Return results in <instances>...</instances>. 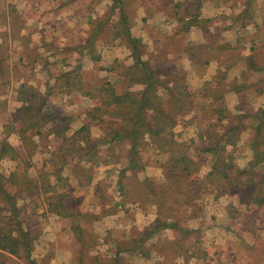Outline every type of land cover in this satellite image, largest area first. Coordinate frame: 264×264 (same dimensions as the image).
Segmentation results:
<instances>
[{"label": "trees", "instance_id": "trees-1", "mask_svg": "<svg viewBox=\"0 0 264 264\" xmlns=\"http://www.w3.org/2000/svg\"><path fill=\"white\" fill-rule=\"evenodd\" d=\"M249 1L246 2L247 5ZM109 7L112 12L117 8L121 10L118 0H113ZM104 18L95 20V34L97 37L101 35L102 28L107 23L114 26V36L122 38L130 51L133 62L126 69H132V73H125L126 77L121 80V91L107 83L106 87L100 90L105 94L98 96L100 98L94 102L91 110L98 111L101 116H118V119L105 121L100 118L106 125L104 131H108L107 136L103 138L91 135L89 123L71 130L72 116L57 110L38 90L20 84L18 99L21 104L10 114V121L3 128L5 136L0 138V162L4 158L21 159L24 166L21 172L11 171L7 175L0 173V250L17 254L22 249L30 254L38 232L36 230L35 234L31 229L22 227L23 208L19 206L18 201L31 199L35 195L43 199L46 212L68 220L74 235L82 237L85 229L80 225V220L94 222L103 218L91 213L82 202H65L66 198L73 194V189L70 187L69 176L64 175L63 170L70 169L71 175H74L80 184L89 185L93 177V165L101 159L98 147L105 145L104 150L108 149L106 157L113 158L108 163L117 162L122 156L127 159L123 171L138 173L144 168L140 151L144 145L150 144L167 156L159 163L161 180L156 181L145 176L139 180L138 190L131 192L138 195L131 200L132 203L143 201L153 205L156 211L155 219L139 230L138 238L131 242L132 247L145 245L161 230L172 229L177 234V240L172 243L167 239L168 244L165 246L175 248V252L185 261L196 257L202 259L201 264H210V260H213L214 255L218 256V252H211V246L202 247L204 227L199 229L183 226L176 215L184 206L194 210L196 201L204 193L219 198L228 192L243 188H248V192L253 190L251 203L264 212V187H260L264 184V108L241 112L246 99L240 98L237 112H230L221 98L218 100L221 103L218 106L219 113L216 112V118L214 117L204 129L200 125L203 121L192 118V93L186 85L181 68L175 69L171 64L156 65L142 59L145 46L142 45L141 38L133 36L126 27H117L115 22H110L109 16ZM236 20L240 21L238 17ZM119 23L127 24L122 13L117 24ZM59 76L56 86L61 92L79 91L80 82L76 67ZM136 84L142 87L132 90V85ZM206 85L207 88L212 87L211 83ZM184 119H187L185 127L189 123H195L196 132L190 138L178 140L173 129L184 122ZM10 132L17 133L20 146H14L8 141ZM243 133L248 134L246 139L252 155L247 163L240 167L235 161V153ZM33 136H47L52 147L47 152L46 159L51 169L40 168L35 177L27 173L30 161L25 159L36 146ZM28 144L33 147L28 149ZM116 148L119 149L118 154L115 152ZM27 149L29 153L22 159ZM209 162V170L201 177L202 167ZM258 166H261L263 172L257 179L255 174ZM79 169L82 174H78ZM95 187L93 196L101 199ZM28 216L31 218V215ZM212 253L214 255H211Z\"/></svg>", "mask_w": 264, "mask_h": 264}, {"label": "crops", "instance_id": "crops-1", "mask_svg": "<svg viewBox=\"0 0 264 264\" xmlns=\"http://www.w3.org/2000/svg\"><path fill=\"white\" fill-rule=\"evenodd\" d=\"M4 1L10 2L11 5L8 4L5 7L2 4ZM101 1L0 0V111H3L4 114L0 118V138L5 136L3 128L6 123H9L10 114L21 104L18 99L20 84L38 90L51 104L56 103L57 96L63 95L60 89L55 91L51 89L53 85H58L60 78L57 72L53 73L51 66L53 64L62 65L65 62L73 63L72 59L76 57V47L73 46L75 44H72V38H74L72 34L75 35L77 32L74 29V32H69L71 31L69 27L73 28L74 26L79 29L82 22L91 23L94 19H98L100 17L99 9L96 7V11H94L93 6L99 5ZM107 1L109 6L112 5L113 0ZM247 1L118 0L121 10L119 11L118 8L114 9V12L108 10L107 16L110 17V22L116 23L117 27H124V29L126 27L133 36L141 38L142 45L145 46L142 59L149 60L156 65L171 64L175 69L181 68L186 85L192 93V102L190 103L192 118L194 120L196 117L203 121L200 125L205 129L207 124L211 123L214 117L216 118V112L219 113L218 106L221 105L219 102L221 98L224 106L230 112H237L236 107L240 98L246 99L244 109L241 107V112L243 110L253 112L264 108V0H250L248 5ZM121 13L127 24H117ZM13 15H18L22 20L21 27L10 20ZM245 16L248 17L242 20ZM236 17L240 21H237ZM69 22L73 24L70 25ZM61 24H64L65 31L60 30ZM102 30L111 31L112 42L118 43L120 37L114 36L115 29L111 23L104 25ZM46 32L59 35L56 37V43L60 49L65 48L67 51L60 53L61 56L50 54L51 45L47 42L49 36ZM51 33L50 35H52ZM63 33L72 37L67 38L71 44L66 42V44H60V35L64 36ZM105 45L115 48L117 46V44ZM27 49L33 52V56L29 59L25 52ZM71 54H74L71 56L73 58H69ZM127 54L129 55L130 51ZM128 58L126 56V59ZM128 60L130 64L133 62L131 56ZM20 63L33 66L35 77L43 78L42 87L35 88L32 84H28L29 82L21 79L17 72ZM67 67H70V64ZM115 73L111 77H114ZM122 79L124 76L117 74V80ZM207 83H211L212 87L207 88ZM65 94L82 96L80 91ZM54 105L58 107L59 104ZM34 141L38 147L44 143L45 138L36 137ZM10 143L18 146L17 142ZM156 154L163 153L156 150ZM46 159L44 158L40 164L32 163L35 173L31 177H35L40 168L48 170L49 163L46 162ZM66 170L67 168L63 170V174ZM69 178H71L69 180L72 182L75 194L84 185L80 184L71 173ZM97 182L93 176L90 185L94 186ZM221 197L218 199L213 197L214 203L219 204L217 201H220ZM107 219L94 221V226L107 225ZM149 224L150 222L145 223L139 229L141 230ZM67 230L72 231L71 229ZM110 232L111 230L104 232L107 239L112 235L110 241L117 242L119 238H115L114 232ZM206 232L207 230H205ZM205 233L202 247L216 245V249H218V256L213 257V260H210L211 263H256L254 253L248 247L247 240L239 239L240 246L243 247H241V255L238 258L236 252L234 256L231 255L232 246L228 243L225 244L224 240H221V236L217 237V240H221V242L210 243L206 240L208 235L206 236ZM120 235L130 243L136 239V236L127 229ZM176 235L172 229H164L151 237L154 245L151 243L148 246L146 243L133 248L131 243L128 248L119 252V254H123L122 261L114 257L113 264H136L133 260L134 257L138 258V264H180L183 259L175 252V248L165 246L168 244L166 243L167 239L174 243L177 240ZM69 249L63 251V257L67 260L63 264L75 262V264H81L80 256ZM227 250L232 257L229 263H227ZM200 260L202 261V259ZM200 260L190 257L186 263L201 264ZM207 260L209 261V258ZM183 264L185 263L183 262Z\"/></svg>", "mask_w": 264, "mask_h": 264}, {"label": "rangeland", "instance_id": "rangeland-1", "mask_svg": "<svg viewBox=\"0 0 264 264\" xmlns=\"http://www.w3.org/2000/svg\"><path fill=\"white\" fill-rule=\"evenodd\" d=\"M2 4L5 7L8 4L11 5L10 2L6 1ZM87 7L90 8V6ZM96 7L99 9V20L107 16V11L110 10L107 0H102L99 5H94V11H96ZM10 20L17 26H22V20L18 15H13ZM95 22V19L91 23L84 21L79 29L74 26L73 28L69 27L71 30L69 32H74L73 29L77 32L75 35L71 33L74 38L69 37L70 35L67 33H63L64 36L60 35V44H71L67 38H72V44H75L73 46L76 47L75 53L77 55L75 54V59L71 57L74 54L69 55V58H73V63L65 62L62 65L53 64L51 68L54 74L57 72L58 75H61L63 72H67L76 67L77 75H79V91L82 93V96L75 94V96L69 95L71 96L69 97L65 92H61L63 95L57 96L55 98L56 103H54L59 104L58 107L55 105L57 110L72 116V121L70 122L71 130L77 129L82 124L89 123L91 135L103 138L107 136L108 131H104L106 125L100 120H117L118 116H115L116 119L110 118L107 114L101 116L98 111L91 109L94 106V102H97V99L105 94L100 90L105 88L107 83L113 85L118 91H121L122 81L117 80V74L126 77L125 73L128 71L132 73V69H126L127 66H130V63H128L130 54H127L129 50L126 44H123L122 38L117 41L118 43H113L111 31L107 32L104 30L97 37L94 32L96 28ZM69 23L70 25L73 24L71 22ZM60 30L65 31L64 24H61ZM46 33L49 36L47 42L51 45L50 54L61 56L59 55L60 53L67 51L64 47V49H60L57 45L56 37L59 35H54L51 32ZM91 37H93L92 40ZM105 44H117V46L116 48L108 47ZM25 52L28 54V59L33 56V52L29 51V49ZM126 56L129 58L126 59ZM68 64H70V67H67ZM17 72L22 80L29 82L28 84H32L35 88L42 87L43 78L35 77L31 64L20 63ZM114 73L115 76L111 77ZM140 87V85L136 84L132 85L131 89L136 90ZM51 89L55 91L59 88L53 85ZM2 112L0 111V118L4 115ZM184 120V122H181L173 129L175 138L178 140L190 138L196 132L195 123H189L185 127L187 119ZM16 136V133L14 135V132H10L8 139L12 143L17 142L18 146H20V141L19 139L17 140L18 136ZM36 137L38 136H33L32 138L36 139ZM46 137L44 143H41L38 147L35 146L31 150L29 157L25 158L30 161V166L27 168V173L30 176L35 173L32 163L40 164L44 158H47V152L52 149L50 140L48 141ZM247 137L248 134L243 133L237 143L238 147L235 153V161L240 167H243L252 155V151L247 143ZM45 143H47L46 146ZM29 144L28 149L33 147ZM104 148H106L105 145L98 147L101 159L93 165V176L98 182L94 186L90 184L84 185L75 194L73 193L67 197L65 202L67 204H75L77 201L82 202L91 213L98 214L102 218H108L107 225L99 227L94 226L95 222L93 221L80 220L79 223L81 226H84L85 232L82 237H77L73 231L67 230L70 229L68 220L56 214L46 212V206L41 197L35 195L31 199H25V201L19 200L18 204L23 208L21 215L22 227L24 229H31L35 234L37 230L38 235L35 237L29 255L22 249L17 254L0 250V264H32V261L33 264H63L67 261L63 257V251L68 248L80 256L79 261L81 264H113L114 257L122 261L123 254H119V252L128 248L131 243L123 239V236L120 234L127 229L138 238L140 232L139 227L145 223H151L156 217V211L153 205L143 201L132 203L131 200L137 198L138 195L131 192H134L139 187V180H142L145 176H149L156 181L161 180L162 174L159 163L167 155L165 153L156 154V149L153 146L150 144L144 145L140 151L144 168L138 173H132L123 171L125 170L127 159L122 156L121 158L119 157L120 159L117 162L108 163L113 158L106 157L108 149L104 150ZM28 149L23 153L22 159L29 153ZM118 150V148L115 149L116 154H118ZM123 151L125 150L123 149ZM23 166L24 163L21 159L10 160L6 158L0 162V173L7 175L11 171L21 172ZM47 167L48 170L51 169L49 164ZM209 167L210 162L202 167L200 171L201 177L205 175ZM78 171V174H82L80 169ZM262 172L263 169L261 166H258L255 177L257 179L260 178ZM70 173V169H67L64 174L69 176ZM69 179L71 180V178ZM70 184V187L73 188L72 182ZM94 187L97 195L101 196V199L93 196ZM260 187H264V184ZM252 191L248 192V188H243L239 191L228 192L221 197L220 201H217L219 204L214 203L213 194L204 193L196 201L194 210L184 208V206L178 210L176 216L180 218L179 222L183 226L199 229L204 227V233L205 230L208 232L205 233L206 236L208 235L206 240L210 243H219L223 239L225 244L228 243V245L232 246V256L236 252L238 253V258H240L241 247L243 246H240L241 241L239 239L243 238L247 240L248 247L254 253L255 264H264V212L251 203V198L254 195ZM28 215H31V218ZM0 229H2L1 224ZM108 230L114 232L115 238H119L117 242L110 241L112 235L107 239V235L104 232ZM220 236L222 237L221 240H217V237ZM82 243H86L87 245L82 246ZM147 243L151 244L153 241L150 239ZM216 248V245L212 246L211 252H218ZM226 252L228 255L227 263H229L232 257L228 250ZM211 255L214 254L212 253ZM214 257H217V255H214ZM133 260L134 263L136 262L138 264V258L134 257ZM191 261L194 262V260ZM183 262L188 264L185 259L180 264H183ZM199 263H202V261H199Z\"/></svg>", "mask_w": 264, "mask_h": 264}]
</instances>
